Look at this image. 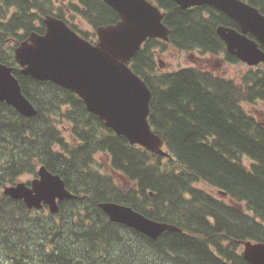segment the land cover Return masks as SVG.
I'll return each instance as SVG.
<instances>
[{"label":"trees","instance_id":"1","mask_svg":"<svg viewBox=\"0 0 264 264\" xmlns=\"http://www.w3.org/2000/svg\"><path fill=\"white\" fill-rule=\"evenodd\" d=\"M243 1L264 14V0ZM154 2L164 11L168 40L147 38L130 68L151 91L148 120L171 157L130 144L75 93L25 75L15 63L14 47L31 31H44L45 14L88 39L75 16L95 29L119 19L114 9L102 0H68L66 9L53 0H0V62L13 67L37 110L25 117L0 101V264H251L241 242H264V124L249 111L264 103V64L233 77L194 65L156 70L155 51L166 45L242 62L216 33L220 25L238 28L225 13L208 4ZM96 155L107 157L111 174L95 168ZM40 164L77 194L61 200L56 214L28 209L2 193L3 185L35 175ZM197 183L224 191L231 202ZM102 201L128 205L181 231L151 239L110 221L98 206Z\"/></svg>","mask_w":264,"mask_h":264},{"label":"water","instance_id":"2","mask_svg":"<svg viewBox=\"0 0 264 264\" xmlns=\"http://www.w3.org/2000/svg\"><path fill=\"white\" fill-rule=\"evenodd\" d=\"M102 1L117 12L119 19L98 26L96 42L79 35L61 18L47 14L42 20L44 32H31L19 42L13 50L14 60L23 74L52 81L75 93L89 112L130 144L171 157L148 120L151 91L130 68L132 57L147 38L168 40L164 11L153 0ZM172 1L181 8L208 4L225 13L238 26L216 28L227 52L247 66L264 64V14L258 8L243 0ZM12 70L11 65L0 62V101L25 117L33 116L37 110L21 92ZM2 192L23 200L29 209L47 205L51 213L59 212L61 200L77 198V194L66 188L64 179L43 164L36 169L35 177L5 184ZM98 206L110 221L127 225L151 239L164 231H181L174 224L150 219L128 205L102 201ZM242 245L245 260L264 264V242L248 240Z\"/></svg>","mask_w":264,"mask_h":264},{"label":"rangeland","instance_id":"3","mask_svg":"<svg viewBox=\"0 0 264 264\" xmlns=\"http://www.w3.org/2000/svg\"><path fill=\"white\" fill-rule=\"evenodd\" d=\"M56 7H61L62 9H65V2L68 0H53ZM76 23L81 27V29L91 34V38H95L96 35L93 36L94 30L83 20H75ZM225 55L222 54L218 57L215 56H201L199 51L195 50H179L172 46L167 47L164 46L163 51L156 49V53L154 54V60L156 65V70L158 71H172L176 70L181 67H189L196 64L197 60L207 59L205 62H203V66L207 69L213 70L217 72L218 74L224 75L226 77H233L237 75L238 73L243 72L246 70L247 65L244 63L240 64H232L229 63L224 59ZM161 64V66L159 65ZM249 111L260 121L264 124V103L262 102H256L254 105H252L249 108ZM95 163L94 166L98 170L111 174L108 168V159L105 155H96L95 156ZM244 161L247 164L249 161L244 157ZM31 178H33V174L31 173H24L20 175L16 181L22 180V181H29ZM122 178L118 175L117 181L118 183L122 182ZM123 186V185H120ZM197 188H200L201 190L207 192L208 194L222 199L225 202H231V200L222 192H220L218 189H216L212 185H208L206 183H197L195 185ZM240 207H243L242 204H240ZM45 210H47L45 208Z\"/></svg>","mask_w":264,"mask_h":264},{"label":"flooded vegetation","instance_id":"4","mask_svg":"<svg viewBox=\"0 0 264 264\" xmlns=\"http://www.w3.org/2000/svg\"><path fill=\"white\" fill-rule=\"evenodd\" d=\"M102 25H107V24H102ZM90 26V25H89ZM90 27H92V26H90ZM93 36H94V32H93ZM88 40L90 41V42H96L97 41V36L95 37V38H91V34H88ZM201 56H210V55H202L201 54ZM207 59L205 58V59H202V60H197V62H196V64L194 65V66H200V67H203V68H205L204 66H203V62H205Z\"/></svg>","mask_w":264,"mask_h":264},{"label":"bare ground","instance_id":"5","mask_svg":"<svg viewBox=\"0 0 264 264\" xmlns=\"http://www.w3.org/2000/svg\"><path fill=\"white\" fill-rule=\"evenodd\" d=\"M30 33H31V32H30ZM30 33H29V34H30ZM37 33H38V32H37Z\"/></svg>","mask_w":264,"mask_h":264}]
</instances>
